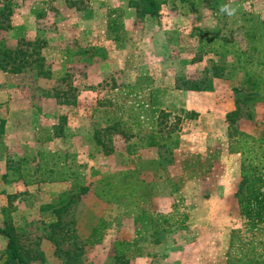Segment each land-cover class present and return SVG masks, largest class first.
Returning a JSON list of instances; mask_svg holds the SVG:
<instances>
[{"label":"rangeland","instance_id":"1","mask_svg":"<svg viewBox=\"0 0 264 264\" xmlns=\"http://www.w3.org/2000/svg\"><path fill=\"white\" fill-rule=\"evenodd\" d=\"M135 1L0 0V7L10 5L12 25L0 33L2 42L44 40L50 73L0 70V226L13 225L26 264H154L145 257L157 249L233 253L242 240L253 242L264 264V222L245 229L233 202L241 155L229 148L237 130L258 137L264 127V100L242 81L247 72L264 76V0L197 7L165 0L156 16L139 14ZM249 30L262 47L252 60L238 61L234 50L246 49ZM213 65L222 76L213 77ZM203 79L214 93L204 94L197 116L187 118L186 105L200 99L185 91L187 81ZM214 99L216 106L207 105ZM236 109L231 124L224 113ZM153 129L165 145L177 139V146L143 147ZM255 150L263 153L264 145ZM109 174L115 183L124 176L134 193L121 188L116 200L98 198L93 188ZM80 184L89 191L62 217L69 234L51 235L53 216L43 207ZM148 213L174 223L159 230L158 240ZM97 225L103 228L91 236ZM233 229L240 232L229 248ZM117 239L134 248L126 262H116ZM6 242L0 233V264Z\"/></svg>","mask_w":264,"mask_h":264},{"label":"trees","instance_id":"2","mask_svg":"<svg viewBox=\"0 0 264 264\" xmlns=\"http://www.w3.org/2000/svg\"><path fill=\"white\" fill-rule=\"evenodd\" d=\"M165 0H136L134 2L136 10L141 15L156 16L159 13L160 5ZM193 7L204 5L208 3L209 0H189ZM11 8L9 4H4L0 7V33L2 31H7L12 27L10 22ZM245 37L247 40L246 49L240 50L235 49V54L238 55V61L244 56L248 60H252L253 52H258L260 45V37L255 31L249 30L245 32ZM45 45V41L36 38L34 40H27L20 38L18 39L15 47L6 46L0 38V70L10 73H21L27 69H35L38 75L43 77L49 76V70L46 68L45 58L42 55V48ZM223 52H228L229 49L225 44L219 45ZM213 77L222 76V71L220 68L213 65ZM243 83H246L245 90L248 93L258 95L264 100V76L252 75V73H246L242 79ZM205 79L199 81H187V89L190 90H212V86H206ZM241 87L235 88V90H240ZM238 113V109L235 111H230L226 113V120L232 124L234 115ZM197 112L187 111L185 117L195 118ZM4 120L0 118V135L4 131ZM162 135L159 131H153L148 133L145 137V141L142 144L143 147H159L160 145L167 146V148H173L177 146V139L175 141L171 140L170 143L166 144L161 142ZM97 144H103L100 140H97ZM264 145V127L258 137H254L250 134H246L240 130H237V134L231 140L230 151L233 153H239L241 155L240 159V175L241 180L239 182L238 188L235 192V197L237 201L238 211L241 217L244 218L245 229L248 232H253L260 228V225L264 222V152L258 153L255 147ZM134 173V172H133ZM126 174L122 172V175ZM132 174V173H131ZM120 176L115 183L113 181L112 175L102 176L97 185L93 188L95 195L98 198L103 199L108 202L111 200L118 199L119 189L125 192L131 191L134 193L136 186L126 183L124 176ZM134 175V174H133ZM138 184V183H135ZM89 191L88 185L80 184L76 191L71 193L64 191L60 196L57 204H47L43 207V210L48 211L53 217L50 225L51 235L58 233L62 238H66L69 234L67 224L62 223V217L67 212L68 208L76 202L81 195ZM150 195L149 193H146ZM150 229L153 232H157V240L159 239V230L165 228L174 223H169V218L167 216L159 213H148ZM178 223V227H183V221ZM176 223V222H175ZM65 228V230H63ZM103 228L102 225H97L93 228L91 236L98 234V230ZM240 229H233L231 231V236L229 239V248L235 245L234 240L236 239V233H239ZM0 233L4 235L7 239L5 247L6 264H26L23 255L20 252L18 246L17 238L15 236L14 227L11 223L6 222L3 227L0 226ZM100 235V234H99ZM52 238V237H51ZM242 239V238H241ZM96 242L98 239L91 242ZM250 241H240L237 244L238 249L235 252H226V263L225 264H263V259L261 254L257 253ZM245 245L249 247L245 251H240ZM114 255L116 257V262L118 260L128 261L129 257L125 256L127 253L134 249L131 246L130 241L125 239H117L113 242ZM66 253H69L66 251Z\"/></svg>","mask_w":264,"mask_h":264},{"label":"crops","instance_id":"3","mask_svg":"<svg viewBox=\"0 0 264 264\" xmlns=\"http://www.w3.org/2000/svg\"><path fill=\"white\" fill-rule=\"evenodd\" d=\"M185 91L189 93H193L196 96L200 97V99H196L195 101H193V105L191 104L186 105L187 110L198 112L200 110L197 106L204 104V102L201 100L203 96H205L204 94L214 93V86L212 90L186 89ZM216 102H217L216 99H214V101H211V103L207 105L211 107L216 106ZM226 113H224V117H226ZM227 201L228 199H223L222 201L223 205H224V202L226 203ZM233 202H235L236 204V200ZM226 214H229V213L227 212ZM156 245L157 244H155L154 246L157 249ZM177 247L170 248V249H157V256H151V257H145V258L147 260L148 258L150 259L156 258L157 262H154V264H225L226 263L225 254L227 252L226 251L227 249H188L189 247L188 245L183 246V247L181 246H177ZM145 255L147 256L148 253H145ZM147 263L145 261V264ZM148 264H153V263L150 262Z\"/></svg>","mask_w":264,"mask_h":264},{"label":"clouds","instance_id":"4","mask_svg":"<svg viewBox=\"0 0 264 264\" xmlns=\"http://www.w3.org/2000/svg\"><path fill=\"white\" fill-rule=\"evenodd\" d=\"M224 9H222V11H223Z\"/></svg>","mask_w":264,"mask_h":264}]
</instances>
